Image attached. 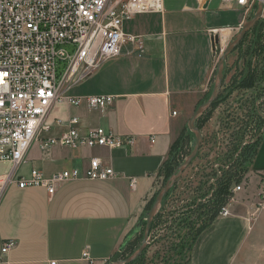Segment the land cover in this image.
<instances>
[{
  "label": "crops",
  "instance_id": "1",
  "mask_svg": "<svg viewBox=\"0 0 264 264\" xmlns=\"http://www.w3.org/2000/svg\"><path fill=\"white\" fill-rule=\"evenodd\" d=\"M251 12L220 0H163L161 13L123 22L125 34L142 38L143 56L138 58L126 43L120 57L103 62L68 91L71 97L112 96L113 104L104 110L58 104L46 120L52 134L41 139L64 133L68 121L77 118L76 128L83 133L102 128L118 137H135L134 144L111 151L101 147L41 150L38 142L37 148L31 145L20 167L28 170H19L21 175L32 168L46 178L66 170L83 171L96 158L111 167L116 177L69 181L52 196L40 187L8 186L0 202V248L8 239L15 241V247L5 256L0 254V264H89L82 257L84 251L92 264H110L114 254L121 253L123 245L139 233V222L146 218L147 206L157 193L160 171L184 119L212 85L220 49ZM220 29L213 48L212 31ZM253 174L264 175V129L250 166L251 199L240 206L233 199L226 217L215 218L199 232L188 264H233L242 254L253 222Z\"/></svg>",
  "mask_w": 264,
  "mask_h": 264
},
{
  "label": "built area",
  "instance_id": "2",
  "mask_svg": "<svg viewBox=\"0 0 264 264\" xmlns=\"http://www.w3.org/2000/svg\"><path fill=\"white\" fill-rule=\"evenodd\" d=\"M220 1L247 11L260 4L261 18L264 17V0ZM162 11L163 0H0V164L8 165L0 175V202L12 184L20 190L44 188L52 196L69 181H110L116 177L111 167L96 158L90 159L83 171L66 170L48 178L37 168L26 175L18 172L35 142L41 150L101 147L111 151L134 144L135 137H118L102 128L83 133L76 128L77 118H71L68 129L58 136L45 139L40 136L49 132L46 120L58 104L85 105L88 110H104L113 104L112 96L71 97L68 91L86 80L103 62L120 57L126 43L132 45L138 58L142 57V38L125 34L123 22ZM221 32L222 29L212 31L217 36ZM153 142L150 138V143ZM250 143L253 139L243 140L239 149ZM214 169H218L217 165ZM240 190V186L234 185L230 192ZM219 214L226 217L227 207H221ZM14 247V240L3 241L1 256ZM82 257L92 264L86 251Z\"/></svg>",
  "mask_w": 264,
  "mask_h": 264
},
{
  "label": "rangeland",
  "instance_id": "3",
  "mask_svg": "<svg viewBox=\"0 0 264 264\" xmlns=\"http://www.w3.org/2000/svg\"><path fill=\"white\" fill-rule=\"evenodd\" d=\"M256 7L252 9L250 19L256 14ZM259 20L260 23L253 28V33H249L227 56L218 98L214 101V105L205 110L194 122L195 127L200 129L202 134L198 155L176 179L167 196L162 199L155 214V216L158 214L156 220L153 221L155 216L151 220L154 230L150 229V241L134 264H188L189 247L196 233L210 223L214 216V219L221 217L219 214L221 206L217 210L213 198L218 181L224 177L223 171L241 162L242 154L239 149L241 142L254 140L259 132L262 135L264 128V17ZM234 36L227 41V45ZM223 51L219 52L218 60ZM246 76L251 77V80L245 81ZM250 81L251 83L247 84ZM241 82H244L245 86L252 84L251 88L240 87ZM215 84L216 68L212 85L200 98V105L210 98ZM194 111L184 119L181 133L172 143L173 153L166 159L167 174L171 170H177L194 147V134L188 129V121ZM51 134L50 130L48 133H42L40 137ZM32 145L37 148L38 144ZM234 145H238V148L235 147L237 150H232ZM170 156H172L171 160H169ZM250 163L246 164L248 171L238 184L243 189V193L240 195L238 192L230 193V197L226 199L223 206L227 207L235 198L239 206L251 199L247 189ZM216 165L217 170L214 169ZM7 169V164H0L1 172ZM27 170L25 166L20 169V172L24 173ZM161 178L156 189L157 194L167 182L163 183V176ZM202 195L205 196L202 197ZM205 198L208 200L204 201ZM251 205L253 206L252 229L245 240L242 254L238 258L235 257L233 264H264V175L257 177L253 174V204ZM145 229L146 222H143L139 233L123 245L119 257L121 260L131 256L140 247Z\"/></svg>",
  "mask_w": 264,
  "mask_h": 264
},
{
  "label": "water",
  "instance_id": "4",
  "mask_svg": "<svg viewBox=\"0 0 264 264\" xmlns=\"http://www.w3.org/2000/svg\"><path fill=\"white\" fill-rule=\"evenodd\" d=\"M257 11L253 18L249 19L247 22H245L238 33L234 36V38L228 43L225 50L222 53V56L218 60L217 66H216V84L214 87V90L210 96V98L203 103L202 105L198 106L196 110L194 111L192 117L188 121V129L194 134V147L190 153V155L186 158V160L177 168V170L174 172V174L167 180L164 187L160 190V192L157 194L154 203L152 204L150 210L146 214V218L144 220H141L139 222L140 227L142 226L143 222H146V229L144 232L143 240L140 245V247L129 257H127L124 260H121L120 252H116L114 256L111 259V264H130L136 259L139 258V256L143 253L145 250L147 244L150 241V223L155 214L157 213L158 208L161 205L162 199L165 197V195L168 193V191L173 186L174 182L177 178H179L182 174V172L192 163V161L195 159L196 155L199 152V149L201 147L202 142V134L199 129H197L194 125L195 119L202 115V113L207 110L218 98L222 80H223V66L225 63V60L227 56L240 44L242 41L244 35L261 19L262 17V6L260 4L257 5ZM218 43V36L214 35L212 38V47ZM139 227V230H140Z\"/></svg>",
  "mask_w": 264,
  "mask_h": 264
},
{
  "label": "trees",
  "instance_id": "5",
  "mask_svg": "<svg viewBox=\"0 0 264 264\" xmlns=\"http://www.w3.org/2000/svg\"><path fill=\"white\" fill-rule=\"evenodd\" d=\"M258 23H260V20L259 21H257V23L244 35V37H243V39H242V41L248 36V34L249 33H253V28H256L257 26H258ZM236 49V48H235ZM251 77H248V76H246V80L245 81H249V80H251L250 79ZM251 83V81L248 83L247 82V84H250ZM252 85V84H251ZM251 85H248V86H245V83L244 82H241V85H240V87H244V88H251ZM221 98H220V96H219V100H220ZM206 100H208V99H206ZM205 100V101H206ZM203 103V102H202ZM200 104H198L197 106H196V108L199 106ZM212 105H214V104H212ZM211 105V106H212ZM196 108H195V110H196ZM199 128V127H198ZM262 129V128H261ZM200 130V129H199ZM262 131V130H261ZM260 138H261V132H259V135H257L255 138H254V140H253V143H250V144H248L247 146H245L242 150H241V154H242V158H241V162H238V163H236V164H234V165H232V167H230V169H228V170H225V171H223V178H222V180H220L219 179V181H218V186H217V188H216V191H215V193L213 194V198H214V202H215V208H217V210H218V208H220V206L222 207L224 204H225V202H226V199H228L229 197H230V190H231V188H232V186H234V185H238L239 183H240V181H241V179H242V177L247 173V171H248V168L246 167V164L248 163H252V159H254V156L256 155V152H257V148H258V144H259V141H260ZM235 141H236V138L234 139ZM235 147H237L238 148V145H234L233 146V149L232 150H237ZM234 152V151H233ZM173 153V145H171V147H170V150H169V154L168 155H170V154H172ZM198 155V154H197ZM197 155H196V157H197ZM240 156V155H239ZM172 159V156H170V159L169 160H171ZM251 163H250V166H251ZM169 164V163H168ZM166 167H167V162L165 161L164 162V164H163V167H162V169H161V171H160V174H161V176H163V183H165L168 179H169V177L174 173V170H176V169H174V170H171L170 171V173L169 174H167L165 171H166ZM220 167H222V166H220ZM237 169H236V168ZM168 171V170H167ZM171 191V189L168 191V193ZM156 196H157V193H155V195L152 197V199L150 200V202H149V204H148V206H147V209H146V211L148 212L149 210H150V208H151V206H152V204L154 203V201H155V198H156ZM167 196V194L165 195V197ZM203 196H205V195H202V197ZM164 197V198H165ZM163 198V199H164ZM199 208V207H198ZM202 208V207H201ZM215 212H217V211H215ZM157 216H158V214L154 217V219H153V221L154 220H156V218H157ZM215 217V216H214ZM214 217L211 219V221H213L214 220ZM152 221V222H153ZM152 222H151V224H150V229L151 230H154L153 228H152V226H153V224H152ZM209 224V223H208ZM206 226V225H205ZM205 226H203L202 228H200V230L196 233V235H195V237L193 238V240H192V242H191V245H190V247H189V254H190V250H191V247H192V244H193V242H194V240L196 239V237H197V235L199 234V232L205 227ZM128 242H126L125 244H127ZM136 260H138V259H136ZM136 260L135 261H133L132 263H130V264H134L135 262H136Z\"/></svg>",
  "mask_w": 264,
  "mask_h": 264
}]
</instances>
